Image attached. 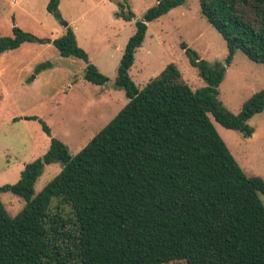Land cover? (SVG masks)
<instances>
[{"label":"trees","instance_id":"16d2710c","mask_svg":"<svg viewBox=\"0 0 264 264\" xmlns=\"http://www.w3.org/2000/svg\"><path fill=\"white\" fill-rule=\"evenodd\" d=\"M185 1L157 0L139 19L120 4L115 14L135 24L115 79L128 101L77 153L43 119L25 117L41 123L49 147L16 182L0 185L25 200L14 216L0 200V264H264V179L244 172L210 118L244 137L254 133L248 120L264 110V88L238 113L218 94L236 50L264 63V0H199L226 41L224 61L209 62L182 42L205 85L193 89L171 62L138 87L129 70L148 23ZM59 3H47L64 26L52 45L84 60V78L103 85L108 77L79 46ZM36 41L14 24L11 35L0 36V55ZM51 66L42 61L35 74ZM52 163L60 171L34 195Z\"/></svg>","mask_w":264,"mask_h":264},{"label":"rangeland","instance_id":"374dc122","mask_svg":"<svg viewBox=\"0 0 264 264\" xmlns=\"http://www.w3.org/2000/svg\"><path fill=\"white\" fill-rule=\"evenodd\" d=\"M156 1L60 0L61 15L74 30L79 46L108 77L106 83L97 85L84 78V60L62 56L52 43L41 41L64 31L60 21L47 10L48 0H0V36L11 35L16 24L40 39L24 42L0 55V185L16 182L24 165L49 147L50 137L41 123L25 117L43 119L51 135L75 154L128 101L124 89L115 86V79L135 24L134 19L126 21L115 13L124 4V11L132 10L135 19H139ZM182 42L209 62L224 61L228 53L225 39L201 14L199 0H186L148 23L129 70L135 84L141 88L173 62L193 89L204 86L197 68L189 63ZM45 60H50L52 66L35 74V66ZM263 88L264 63L236 50L219 85L218 97L223 105L238 113L243 102ZM210 118L244 172L264 179V110L249 118L248 123L254 128L250 137L222 126L211 115ZM60 168L59 163L45 165L34 184V195ZM260 198L264 203V194ZM0 200L11 216L25 205L23 197L10 191L0 192Z\"/></svg>","mask_w":264,"mask_h":264},{"label":"water","instance_id":"95a60500","mask_svg":"<svg viewBox=\"0 0 264 264\" xmlns=\"http://www.w3.org/2000/svg\"><path fill=\"white\" fill-rule=\"evenodd\" d=\"M41 41H43V42H49V43H51V42H52V39H50V38H47V39H43V40H41Z\"/></svg>","mask_w":264,"mask_h":264},{"label":"crops","instance_id":"0c3cea01","mask_svg":"<svg viewBox=\"0 0 264 264\" xmlns=\"http://www.w3.org/2000/svg\"><path fill=\"white\" fill-rule=\"evenodd\" d=\"M63 32H64V31H63ZM55 37H56V36H55ZM52 40H53V39H52ZM48 43H49V42H48ZM51 43H52V42H51ZM3 53H4V52H3ZM3 53H2V54H3ZM33 77H36V76H35V75H33Z\"/></svg>","mask_w":264,"mask_h":264}]
</instances>
